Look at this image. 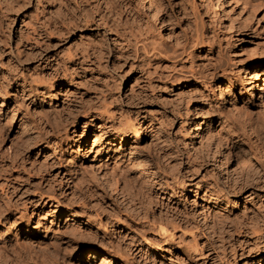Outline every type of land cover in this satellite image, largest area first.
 Returning <instances> with one entry per match:
<instances>
[{
    "label": "rangeland",
    "instance_id": "374dc122",
    "mask_svg": "<svg viewBox=\"0 0 264 264\" xmlns=\"http://www.w3.org/2000/svg\"><path fill=\"white\" fill-rule=\"evenodd\" d=\"M143 1L84 0L83 6L108 18L114 6L127 26L145 29L144 34L136 30L143 38H149V42L154 39L162 42L161 50L147 51L142 57L145 66L117 70L112 60L107 59L103 61L105 69L90 64L86 76L73 75L71 83H54L36 97V91L22 82V76L40 66L44 68L47 61L25 65V69L19 67L15 72L12 57L0 56V124L6 128L0 143V264H106L95 255L85 253L86 250L112 256L115 263L111 264H264V246L261 249H217L211 260L213 249L208 248L196 251L182 247L184 249H173L172 253L168 249L170 239L173 244L185 246L193 242V233L205 244L215 242V236L219 241V237L204 228L208 217L197 218L191 213L192 224L185 225L180 216L167 213L166 208H157L152 196L143 198L141 193L143 185L164 179L173 166L179 167L177 174L185 173L188 159L203 155L209 141L216 137L218 140L210 147L215 156L213 161L185 184L191 190L198 188L199 183L205 181L206 171L219 174L221 182L232 185L243 174L249 175L253 181L239 197L231 198L227 206L233 207L239 200L243 209L264 210V6L259 7L251 0H221L224 12L216 6L215 0L212 4L207 0V5L201 0ZM31 2L30 11L37 7L50 19L62 16L67 22V18H73L72 9L60 7L57 0ZM69 2L71 7L77 4V0ZM149 5L160 16L154 18ZM23 20L21 16L5 30L6 40L10 39L8 42L15 51L18 39L15 36L24 27ZM230 21L234 23L229 24ZM159 23H164L161 35L157 32ZM100 31L78 32L77 37L100 36L103 32ZM74 41L75 38L69 43ZM9 46L4 44L5 48ZM122 70L123 74H118ZM147 70L151 72L152 81L158 84L160 100L140 103L130 120H121L123 111L129 110L123 109L122 103L126 106L136 89H146ZM173 85L177 88L172 90ZM218 85L225 91L223 96H219ZM113 88L117 92L111 106L117 107L109 113L121 121H130L133 127L126 129L121 122L113 125L106 119L102 121L99 118L100 113H105L102 107L87 108L90 100L98 105L102 103L103 96ZM69 93L72 97L75 94L73 98L79 101L68 110ZM178 94L181 106L175 107ZM40 107L50 109L43 112L51 114V122H40L39 117L44 114L40 113ZM58 125L60 128L56 129ZM141 125L143 129L148 126V136L139 144L141 150L132 149L131 145L136 144H131L110 153L109 159L107 154L98 153L99 143L106 134L119 137L127 130L134 139ZM22 128L27 134L25 141L34 139L41 131L49 135L46 141L24 155L25 161L19 160L24 151L19 138ZM226 138L231 145L225 143ZM95 140L98 144L92 146ZM235 150L242 152L239 159L233 153ZM254 150L256 152H252ZM180 152L183 156L175 158ZM114 178L118 179L117 183ZM106 184H116L127 205L116 201ZM3 188L9 189L5 196L1 194ZM166 191L172 194L171 190ZM158 194L170 198L161 190ZM5 208L10 209L9 213ZM238 214L245 218L251 216L244 210ZM163 216L167 223L162 221ZM66 219L64 223L62 220ZM174 223L182 227L172 229ZM161 224L169 228L173 238L157 232ZM247 236V239L253 237ZM153 249L160 253L153 257L150 254ZM244 251L245 255L237 258V254Z\"/></svg>",
    "mask_w": 264,
    "mask_h": 264
},
{
    "label": "bare ground",
    "instance_id": "6f19581e",
    "mask_svg": "<svg viewBox=\"0 0 264 264\" xmlns=\"http://www.w3.org/2000/svg\"><path fill=\"white\" fill-rule=\"evenodd\" d=\"M69 1L71 0H66V1L57 0V2H59L60 4L59 5L60 7L68 8L69 10L72 9L70 13H72L73 18L71 19L73 20L67 18V22H68L67 23L65 22V18L64 19L61 18L62 16L53 17V18L51 17V19L49 16H48L49 18L46 17V14L39 11L37 7L34 10L30 11L31 8L30 9L28 8L32 3L31 0H10V1L7 0V2L0 0V45H1L0 46L1 47L0 56L1 57H5V56L12 57V59L14 60L12 69L15 72L19 71L20 69L19 67L24 68L25 65L29 66L32 63H35V62L38 63V61L39 62L47 61V64L45 65L44 68H40L41 66L40 67L38 66L39 68L34 70V72L32 71L31 74H29L30 72L28 73L25 72L26 74L24 76L21 75L22 82L28 85L31 91L32 90L36 91L34 93L36 97H40L42 94L41 92L44 89H46L48 86L55 85L54 83H60V85L65 84V82L71 83L74 80L73 75L86 76L89 71L88 67L91 65L97 66V69L103 68L105 66L103 61H106L107 59L112 60L113 67L114 69L116 68L117 70L125 69L126 67L133 68L135 66L137 67L145 66L144 59L142 57L147 53V51L161 50V48H163L162 42H159L158 40L154 41L155 39L152 40L153 42H149L150 41V40L148 41L149 38H146V37L143 38L144 32L142 31H144L145 29L141 31L140 28L138 29L136 28L137 30H140L143 33L141 34L139 33V31L137 32L135 28L127 26L123 22V20L120 18L119 13L117 12V8H115L114 6H112V10H111L112 16L108 18L106 14H103L102 15L103 17H100L99 16L100 13L97 14V12H94L93 10H86L85 6H83L84 0H77V4L75 5V7H71L72 5L70 4ZM209 1L212 4L213 0H209ZM215 1L216 3H218V5L216 6H218L219 8L221 7L222 11L225 12V9L223 8L224 5L222 4L221 0H215ZM251 1L252 2L254 1L256 5H258L259 7L264 6V1H261V0H251ZM144 2L145 0L142 3ZM201 2L204 3L205 5H207L208 3L207 0H201ZM142 5L145 7L147 6L146 4H142ZM211 6L213 5H210V7ZM148 7L149 9L151 8L150 12L152 16L155 18V16L159 14V12L154 11L151 5H149ZM215 9L216 8H213V11H215ZM143 10L144 9H142V11ZM227 10H226V13H227ZM137 13L139 12L137 11ZM140 13H141V9H140ZM140 13L138 14L140 15L139 18L141 17L143 19ZM142 13H144V11ZM21 16H23L24 18L23 24H24L25 29H23L24 28L23 27L19 32L16 33L15 37H17L18 39L16 38L17 48L15 51L14 48L11 47V43L8 42L10 41V39L8 38L9 40L8 41L6 40L7 31L5 30H8V28L10 29V27H12L15 24L16 20L19 19ZM157 16H160V15H157ZM224 16H228V15H224ZM113 18H115L116 21L113 20ZM62 20H64V22ZM229 20L233 21V19L231 18ZM231 21L229 24L234 23V22L231 23ZM163 24L164 23H159V28H158L159 31L157 32H159L158 34L160 35H161L160 31L164 29ZM222 24L224 23L222 22ZM153 28H155V26ZM232 28H233V25H232ZM155 29H153L152 31H154ZM93 30H101L103 32L100 36H90L88 38L77 37L78 32L83 33V32H89ZM74 38H75V41L73 43L71 42L69 43V41H71ZM87 39L92 40V41H88ZM5 43H8L10 46L8 48H5L4 47ZM67 43H69L68 46H67ZM213 44L215 48V43ZM51 58L52 60L48 61V59H51ZM137 67L135 68L136 69L135 71L138 70ZM123 71L124 70H122L121 72L118 71V74H123ZM147 72H148V76H147L148 82H147V85H145L146 89H141V90L136 89L135 91L133 90L134 93L131 97V100L129 103H127L126 106H125V103H122L121 101L122 108L124 109L126 107L127 109H129V110H126V112L123 111L122 116H120V117H123L121 118V120L122 119L130 120V118L133 115V110L138 105L140 106V103L150 104V103H156L158 100H160V89L158 88V84L152 81L153 79L151 77L150 70H147ZM86 78H88V76ZM193 80H197V79L193 77ZM187 83H190V81H188ZM49 88H51V86ZM176 88L177 86H174V85L171 87L172 90ZM218 88L221 94V95L219 94V96H223L225 91L222 89V86L218 85ZM49 91L50 90H48V93ZM108 92H109L108 95L103 96V98L101 99L103 100L102 103L98 105L97 102L90 100V102H87V108L93 110V109H97V107H100V108L102 107L103 109H105V113L103 112L99 114V118L102 121H105L106 119L109 121L110 124H113V125L121 122L122 125L124 126L126 125V129L133 127V124L130 121H127V122H124L126 120L121 121L120 118H118L116 115H112L111 113H109L110 112L109 110L113 109V107L114 108L117 107V105L113 107L111 106L112 103H114L113 100H115V92H117V89L113 88L109 90ZM194 92L196 91L194 90ZM227 93L229 94L228 91ZM192 94L197 95L193 93V91H192ZM50 97L51 95L49 93L48 98ZM69 97H70L69 100L67 99L68 100L67 102L69 103L67 109L68 108L70 109L72 105L75 104L76 101H79L77 99L75 100L74 99L75 97L73 98L72 94L70 93H69ZM108 100H112L111 103H108ZM174 103H175V107L181 106V95L180 94L177 95V98L174 100ZM51 108H54V107L52 106ZM40 109H41L40 113H44L42 114V116L39 117L40 122H47V123L51 122V114H47L43 112L45 109H48V108L40 107ZM106 113H108L109 115ZM219 113H221V109L219 110ZM143 122H144V125L147 124L146 119H144ZM23 125H20V126H23ZM4 127H5L4 125L0 124V143L3 141L2 136L5 135L4 131L6 128L4 129ZM59 128L60 127L58 125L56 129H59ZM147 128L148 126L146 127V129H143V126L141 125L139 129L136 131V134L137 133L138 134L135 135L136 137L134 139L130 138V135L128 134L127 130H124L122 132V136H119V137L106 134L104 141H101V143H99V145L101 146H99V149L97 151L99 154L100 153L107 154L108 159H109L110 153L112 154V152L119 151L121 148L129 147L131 144H136V145H131V146H132V149L137 151L140 149L139 144L141 143L142 138L146 139L148 136ZM25 131L26 130L22 128L19 132L21 147L23 148L24 151L21 157H19V155H16L17 157H19V160L22 159V161L23 160L25 161L24 155L26 153L31 152L33 147H35L36 145L42 144V142L46 141V138H48L49 136L48 134L45 135V133L41 131L37 135V137H35L34 139L28 138L30 140L27 139L25 141L24 137L25 136L27 137V134L25 133ZM193 137H195V135ZM19 138L17 137V139ZM216 140L218 139L215 137L213 141H209V143L207 144L205 148V153L203 155L199 154L193 160L191 158L188 159L189 166L187 168L185 167L186 172L185 173L183 172L184 174L183 173L180 175L177 174V169L179 167L176 168V166L175 167L173 166L168 170L169 176L165 175L164 179L160 178L157 180L156 183L151 182L147 185H143L144 188H142L143 191H141L143 198L152 196L154 205L157 208L158 207L166 208L167 213L170 212V213L176 214L177 216H180L181 217L180 220L185 225L192 224L191 222L192 220L189 218L191 213L196 215L197 218L208 217V225L205 223L203 225L204 228L207 229V231H210L209 234L212 233L213 235L215 234L219 237V241L216 239L217 237L215 236V242L208 241L205 244L196 238L197 234L193 233V237H192L193 242L185 246L183 245L181 246L180 244H173L172 239H170L171 241L169 243L168 249H170L172 253H173V249L186 248V249H193L197 251L198 249L208 248V249H213L212 250L213 252H211L209 256V260H211L212 259L211 256L213 255V253L216 254L215 251L217 249H261L264 246V234H262V232H264V210L259 209L260 211H254V210L251 211V209L249 208L243 209V204H241L239 200L234 202L235 204L233 207L227 206V203L231 198L233 199V197H236V198L239 197L241 192L246 190L248 184H250L251 181H253L249 175L246 176L243 174L242 178L238 179L237 182H235L234 185H232L228 183L227 181L221 182V177L219 174L217 175L216 173H212V171L211 172L206 171V174L204 176L205 181H202L201 183H199L200 185L198 188H194V190L193 189L191 190L190 188H188L189 186H187L188 185L186 183L187 180L189 181L192 180L193 177L201 173V171H204L207 168L208 164L213 161V158L215 156L211 152L210 147H211V144H215ZM225 141H226L225 143L229 142L230 144V141L228 138H226ZM93 142L94 143H92V146L94 144L96 145L98 144L97 143L98 141L96 140ZM87 143H90V141H88ZM252 146L254 147V145ZM257 148L255 149L256 151H257ZM255 150L252 152H256ZM233 153L235 154L237 159H239L242 155V152L239 150L238 151L235 150V152L233 151ZM183 154L184 153L180 152L179 154L175 156V158L183 156ZM89 155L91 154H88V156ZM229 159L230 158L226 160H229ZM15 161L17 162V160ZM72 165H74V163H72ZM97 166H98V169H101L100 165L97 164ZM47 168L49 169V167ZM182 178H184V180H182ZM114 179L116 181L115 183H117L118 179L117 178H114ZM170 179L172 180V182H168ZM163 183L166 184L165 187L163 186ZM171 183H172V187L170 188L169 186ZM175 186H176V189H175ZM107 187L110 190L111 194L114 195L113 197L115 198L116 196L115 198L116 201L127 205V203L125 202V199L123 198V194L119 192L116 184H113V186L107 185ZM2 190H3V193L1 192V194H4V196L9 193V189L6 190V188H3ZM158 190H161L162 193L168 194L170 198L168 199L166 197H162L160 194H158ZM166 190H171L172 194H169V192H167ZM173 201H175V203H173ZM201 201H203L202 204H200ZM139 202L142 203L143 199H140ZM5 210H6V213H9L8 211H10V209H6V208L4 209V211ZM243 210L246 214L251 215V216H249V218H245L244 216L238 214L239 211H243ZM161 219L162 221L165 222V219L167 218L163 216ZM67 220L68 219L62 220V221H65L64 223H67ZM172 225H173L171 226L172 229H175V230L180 229L182 227L181 225H176L175 223ZM157 232H160L161 236L165 235L167 237L169 235V232L171 231H169L168 227L161 224L159 226V231ZM249 234L253 235V237L247 239L248 237L247 235ZM169 236L171 238L174 237L173 234H170ZM237 243H239L238 244L239 246L237 245ZM157 249H153L152 252H150V254H152L153 257L160 253V251H158ZM94 251L86 250L85 253H90L91 255H95L96 257L100 258V260L102 259L106 264L115 263V259L112 256H109V255L107 256L105 254L99 255L98 253ZM245 253L246 251H244L243 254H237L238 255L237 258L241 257L242 255H245ZM81 257H84V256L83 255L80 256V259L84 261V258H81Z\"/></svg>",
    "mask_w": 264,
    "mask_h": 264
}]
</instances>
